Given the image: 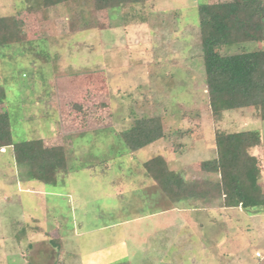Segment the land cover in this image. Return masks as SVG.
Listing matches in <instances>:
<instances>
[{"label": "rangeland", "instance_id": "1", "mask_svg": "<svg viewBox=\"0 0 264 264\" xmlns=\"http://www.w3.org/2000/svg\"><path fill=\"white\" fill-rule=\"evenodd\" d=\"M204 1L146 0L124 22L120 8L107 16L89 0L44 13L0 0V16L22 21L23 43L0 48V110L12 142L46 138L66 149L55 183L32 178L28 192L29 172L11 149L0 153V264H264L253 257L264 239L262 207L192 201L204 211L186 223L176 211L144 217L164 202L142 163L159 155L188 180L217 181L198 170L215 155L216 132L259 134L249 153L264 194V121L253 108L216 121L208 106L196 8ZM258 49L264 41L224 52ZM151 117L166 137L131 153L118 133Z\"/></svg>", "mask_w": 264, "mask_h": 264}, {"label": "trees", "instance_id": "2", "mask_svg": "<svg viewBox=\"0 0 264 264\" xmlns=\"http://www.w3.org/2000/svg\"><path fill=\"white\" fill-rule=\"evenodd\" d=\"M21 1L26 9L38 4L44 13L60 6L84 4L87 0ZM89 1L94 11L106 14L110 9L120 8L124 22L139 17L136 7L146 2ZM210 1L205 0L196 8L204 81L212 118L217 121L226 111L253 108L264 121V49L242 50L234 54L224 52L242 44L264 41V0ZM18 19L0 16V48L23 43L20 35L22 21ZM3 98L0 88V104ZM118 136L131 153L166 137L159 117L135 119ZM260 143V136L254 131L216 132L215 158L198 163V170L204 174H216L217 181L188 180L183 174L170 170L159 155L143 162L142 168L171 204L217 200L223 208L264 209V194L258 184V161L249 153ZM3 147H11L16 164L26 168L30 179L43 184L55 183L57 174L65 170L64 146L45 147L41 139L13 143L8 114L0 110V149ZM52 235L50 244L59 254L62 252L60 237L57 231Z\"/></svg>", "mask_w": 264, "mask_h": 264}, {"label": "crops", "instance_id": "3", "mask_svg": "<svg viewBox=\"0 0 264 264\" xmlns=\"http://www.w3.org/2000/svg\"><path fill=\"white\" fill-rule=\"evenodd\" d=\"M39 139L42 140L43 145L45 147H54V146H48L47 145L46 142H48V140H46V138L45 139L44 138H39ZM52 139L53 138L50 137L49 141L52 140ZM150 145H152V144H150ZM9 149H11V147H3V148L0 149V153H4L6 150H9ZM11 152H12V150H11ZM12 158H13L14 163L16 164V162L14 160V157H13V153H12ZM213 158H215V155L211 159H213ZM211 159H209V160H211ZM16 166H18V165L16 164ZM18 167H21V166H18ZM25 176H26V179H28V182L24 185V187H25L24 190L26 192L32 191L31 189H34V188H32V186H29V182H30V180L32 181V179L29 178L28 173ZM41 184H43V183H41ZM160 194H161V192H160ZM161 196H163V195L161 194ZM160 199L165 203V204L164 203L163 204L160 203V206H162L161 209H158L155 212H153V213H151L149 215H146L144 217H148V216H154L155 217V216H160V215H164V214H172L174 211H176L178 213L180 212L181 214H183L185 216V217H182L180 219H182L183 223H186L190 219L189 216H188L189 212L193 213L195 211H198V212L204 211V209H201L199 207L196 208L195 205L192 204L191 202H182V203H177V204H171L167 200L165 201V199H163V197H160ZM210 209L211 208H209V210ZM191 218H193V217H191Z\"/></svg>", "mask_w": 264, "mask_h": 264}, {"label": "built area", "instance_id": "4", "mask_svg": "<svg viewBox=\"0 0 264 264\" xmlns=\"http://www.w3.org/2000/svg\"><path fill=\"white\" fill-rule=\"evenodd\" d=\"M262 218L264 220V209L262 210ZM253 257L258 262H264V239L260 248L254 250Z\"/></svg>", "mask_w": 264, "mask_h": 264}]
</instances>
